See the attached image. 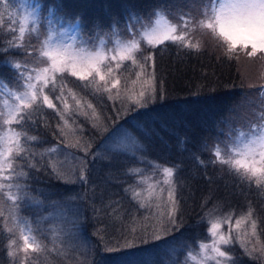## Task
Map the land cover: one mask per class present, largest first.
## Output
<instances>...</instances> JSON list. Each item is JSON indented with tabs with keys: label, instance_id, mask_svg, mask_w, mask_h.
Masks as SVG:
<instances>
[{
	"label": "trees",
	"instance_id": "16d2710c",
	"mask_svg": "<svg viewBox=\"0 0 264 264\" xmlns=\"http://www.w3.org/2000/svg\"><path fill=\"white\" fill-rule=\"evenodd\" d=\"M31 1L40 3L43 15L51 13L56 23H79L89 42L111 39L112 44H107L113 47L116 37L132 39L127 25L133 15L139 21V34L141 24L157 11L175 23L184 13L195 15L200 4V0ZM4 2L0 0V5ZM10 3L9 10L3 12L0 47H6L12 39L8 28L19 27L18 16L12 17L10 25L9 12L19 8L16 5L20 0ZM44 26L47 28L46 21ZM46 28H42L43 32ZM190 32L193 42L199 40L202 44L198 51L171 42L153 48L141 37L143 56L153 54L155 66L141 69L125 61L118 73L120 99L109 100L108 93L97 92L94 85L84 88L69 77L67 87L96 107L99 120L76 113L67 116L69 123L63 125L51 110L45 109L43 116L35 115L36 121L46 119L52 126L33 124L28 135L39 139L22 138L26 145L37 149L32 157L37 167L27 168L30 176L22 178L35 199L21 201L17 219L9 218L8 225L14 227L26 220L32 229L28 234L42 249L30 251L25 257L19 232L14 228L13 233H8L0 218V264H117L119 257H126L129 264H197L192 255L208 234L211 220L229 214L233 234L240 237L247 232L251 237L248 248L255 247L256 251L246 253L239 239L225 248L231 249L230 255L239 264H264V254L259 251L264 244V187L255 179H242L230 166L214 162L216 147L231 140L238 128L264 122V105L258 101L259 85L264 83V57L249 58L242 50L239 58L226 56L214 37ZM24 43L37 45L38 39L26 33ZM9 56L23 60L24 50L13 48L7 55L0 54V112L5 111L2 101L9 88L6 85L16 88L14 70L6 62ZM137 59L143 62L139 55ZM153 74L155 79L150 81ZM146 81L155 85L162 98L139 108L124 97L148 88ZM69 103H73L71 98ZM57 123L64 127L66 139L53 135ZM94 123L98 126L93 127ZM5 128L0 124V136ZM76 139L90 145L87 156L80 148L69 146ZM129 139L137 142L135 150L124 147ZM53 147L56 152L47 151ZM82 161L87 164L86 180L77 178L84 166ZM163 167L174 168L182 226L164 241L149 245L136 241L137 247L108 252L107 248L119 247L125 239L131 241L159 227L158 218L167 211L169 187L164 183ZM57 173L65 179H58ZM250 209L253 214L249 218ZM236 219L242 221L239 230L235 229ZM253 220L257 225L255 236H251ZM222 230L227 233L229 224L223 223ZM11 239L17 240L21 248L16 258L7 254Z\"/></svg>",
	"mask_w": 264,
	"mask_h": 264
},
{
	"label": "snow or ice",
	"instance_id": "6c2138e0",
	"mask_svg": "<svg viewBox=\"0 0 264 264\" xmlns=\"http://www.w3.org/2000/svg\"><path fill=\"white\" fill-rule=\"evenodd\" d=\"M10 7V0H5L0 5V8L3 9L0 11V26L5 23L3 12L8 11ZM19 8H23L22 14H19ZM19 8L16 12H9L10 25L13 24L12 17L18 16L16 23L19 24V27L18 29L14 26L8 28L12 39L7 41L6 47H0V54L4 55H7L10 49L23 48L25 56L23 60H16L9 56L6 61L14 70L16 89L9 91V98L3 101L6 111L0 112V124L8 126V131L0 136V218H3V226L8 233H13L14 228L19 232V238L23 241L22 251L27 257L30 251H41V244L34 242V237L24 234L26 226L29 232L32 231L26 220L14 227H9L8 221L9 218L12 221L17 219V213L22 208L21 201L35 199L22 178L30 176L27 168L37 167V163L32 162V157L36 155L37 149L34 145H26L22 138L31 141L39 139L35 135H28V132L33 130V124L42 123L45 128L52 127L46 119L36 121L35 115L40 113L43 116L45 109L51 110L60 121H63V125L69 123L67 116L76 113L86 118L91 116V118L99 120L96 107L84 96L78 97L72 88L67 87L68 78H75L76 81L83 84L84 88L94 85L97 92L108 93L109 100L120 99L121 94L117 86L120 85L121 79L118 73L122 72L125 67L124 62L131 61L141 69L148 65L154 68L155 57L151 53L143 56L141 42L135 39L127 43L117 39L115 46L109 48L104 39L100 38L99 47L95 45L90 47L89 39L83 36L79 23L69 22L67 27L57 26L51 13L46 17L43 15L40 3L20 0ZM153 15L157 17L154 24L151 18L147 25L141 24V27L145 28L143 37L147 40V44L153 48L171 42L180 48L198 51L202 44L199 40L193 42L191 29L212 35L220 42L226 56L239 58V53L242 50L243 54L249 58L264 57V0H200L195 15L192 12L184 13L175 23L170 22L159 11ZM45 21L47 29L41 32ZM130 21L127 30L135 36L136 24L139 21L135 15L130 17ZM26 33H37L38 44H25ZM41 35L44 37L42 40L39 39ZM138 55L143 62L137 59ZM137 75L139 76V73ZM154 79L153 74L150 81ZM145 83H149L148 88L141 90L138 95L126 93L124 98L139 108H145L149 103L162 98L154 84L149 81ZM113 90H116L115 96ZM69 98L73 101L72 104L69 103ZM58 105L60 106L58 107ZM88 110L91 112L89 113ZM97 126L98 124H93V127ZM52 131L53 135L67 138L64 127L60 123H57ZM63 142L61 140V143ZM69 146L80 148L85 156L89 154L90 145L81 144L79 139ZM124 147L135 150L138 145L135 139H129ZM257 149H259V160L256 159ZM47 151L54 153L57 149L53 147ZM214 156L216 158L214 162L228 165L242 179L248 181L255 179L257 185L264 187V132L244 143L241 148L233 149L231 155L222 154L221 148L216 147ZM82 163L84 166L79 170L77 178L86 180L87 164L83 161ZM52 171L55 172L56 169L53 167ZM162 171L166 178L164 183L169 187L166 201L167 211L160 214L159 227H154L151 233L145 231L142 235L133 237L131 241L125 239L119 247L107 248L108 252H121L124 249L137 247L136 241L139 242V245L164 241L173 232L180 229L183 222L173 183L174 168L163 167ZM73 175L77 174L73 173ZM57 178L65 179V176L57 173ZM66 182H70V180H66ZM6 208L7 216L5 215ZM252 214L250 209L247 216L250 218ZM231 221V214L228 217L212 219L207 229L211 234V243L199 245L202 251L210 253L209 258L215 261V264H239L238 260L230 255L231 249L225 248V246L234 244L237 239L240 240L241 246L249 255L256 251L255 247L251 250L248 248L251 237L247 232L240 237L233 234ZM225 222L229 224L227 233L220 231ZM241 222V219L235 220L236 230L240 229ZM256 227V221L253 220L251 236L256 235ZM19 251L21 248L17 244V240H9L8 256L16 258ZM259 251L264 254V244L260 245ZM189 255L191 256V252ZM192 259L195 260L196 256H192ZM21 264L24 262L21 261ZM117 264H129V261L126 257H119ZM199 264H205V260L201 259Z\"/></svg>",
	"mask_w": 264,
	"mask_h": 264
},
{
	"label": "rangeland",
	"instance_id": "374dc122",
	"mask_svg": "<svg viewBox=\"0 0 264 264\" xmlns=\"http://www.w3.org/2000/svg\"><path fill=\"white\" fill-rule=\"evenodd\" d=\"M29 3H33L31 0H28ZM16 6H19V4H17ZM17 10H14V12H16ZM23 13V8H19V14H22ZM166 19H168L170 22H173L171 21L165 14H162ZM157 17H152L151 20H152V23L154 24L155 22V19ZM55 22V21H54ZM56 23V22H55ZM148 23V22H147ZM147 23H145L144 25H147ZM69 23H64V22H60V23H57V26H60V25H63L65 27L68 26ZM44 28H46L44 26ZM47 29V28H46ZM145 31V28L141 27L140 26V31H139V34H136L135 36H133L130 32V37H132V39H135L137 41H140V38L143 37V32ZM41 32H43L42 28H41ZM199 32V31H198ZM123 33V32H122ZM30 35H32V37L34 39L37 38V33H29ZM205 34H208V33H205ZM124 35V33H123ZM84 36V35H83ZM86 38V36H84ZM44 37L41 35L39 37V39H43ZM79 35H78V39H79ZM117 39H119L121 42L123 43H127L129 42L130 40H132L131 38H127L125 35L124 36H119V37H116L115 40H114V46L116 44V41ZM96 41L93 43L92 41L89 42V46H93L95 45L96 47H99L100 46V39H95ZM105 41V44L108 45L107 47L111 48L113 47V45L109 46V44H112V40L111 39H104ZM109 43V44H107ZM43 59V58H41ZM40 66H43V65H40ZM7 87H9L7 89V94L6 96L3 98V101L5 99H8L9 98V91L10 90H15L16 88H11L9 85H6ZM2 101V107L4 108V110L6 111V108L4 107V103ZM254 119V118H253ZM249 125V124H248ZM247 126H244V127H241V128H238L236 130V133L234 134L233 138L231 140H227L225 143H224V146L221 147V150L223 151V153H227L228 155H231L232 152H233V149H236V148H241L242 145L244 143H247L249 140L253 139L255 136H259L261 134V132H264V122L263 124H258V123H253L252 126L248 127ZM8 131V126H6V128L3 130V133L1 136H3L5 134V132ZM258 152H259V149H257V156H256V159L259 160V155H258ZM222 153V154H223ZM227 158V157H226ZM220 231H223L222 229ZM224 232V231H223ZM25 234H28V230H27V226L25 227ZM29 235V234H28ZM30 236V235H29ZM31 237V236H30ZM211 234L208 232V234L205 236V238H203V240L199 243V245L201 243H208L210 244L211 243ZM192 256H196V259L194 260L197 264H199L200 260L201 259H204L205 260V264H215V261L211 260L209 257H210V253H207V252H204L200 249V247L198 248V250L192 255Z\"/></svg>",
	"mask_w": 264,
	"mask_h": 264
}]
</instances>
